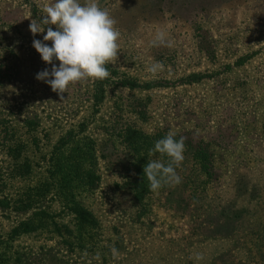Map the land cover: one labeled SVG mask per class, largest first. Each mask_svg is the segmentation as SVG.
Instances as JSON below:
<instances>
[{
  "label": "rangeland",
  "instance_id": "obj_1",
  "mask_svg": "<svg viewBox=\"0 0 264 264\" xmlns=\"http://www.w3.org/2000/svg\"><path fill=\"white\" fill-rule=\"evenodd\" d=\"M51 2L0 0V264H264L256 241L264 222V0H99L121 32L118 60L109 71L159 87L111 85L97 108V81L70 85L61 100L36 79L51 65L33 40L52 42L43 41L47 26L34 37L29 24ZM157 30L174 41L172 48L153 45ZM155 61L164 67L153 75L148 68ZM197 73L206 79L180 83ZM134 99L145 102L144 122L127 106ZM119 120L146 134L173 132L194 147L199 141L209 146L216 180L206 198L232 203L227 210L251 218V227L235 221L220 240L223 234L208 232L214 218L204 208L195 210L184 199L178 204L168 192L139 210L120 171L98 157L96 185L69 192L96 223L77 229L66 208L72 203L59 198L62 188L47 173L48 159L75 129L99 149L109 140L106 128ZM27 194L34 195L32 207L15 209ZM39 212L47 214L45 227L11 238L19 223ZM113 246L119 259L112 257ZM196 253L204 259L196 260Z\"/></svg>",
  "mask_w": 264,
  "mask_h": 264
},
{
  "label": "trees",
  "instance_id": "obj_2",
  "mask_svg": "<svg viewBox=\"0 0 264 264\" xmlns=\"http://www.w3.org/2000/svg\"><path fill=\"white\" fill-rule=\"evenodd\" d=\"M110 73L111 76L109 78L103 81L97 80L95 83V108L100 105L106 88L111 85L132 90H147L153 87H159V84L155 82H139L129 76L119 74L114 70H110ZM206 77L204 74H190L181 78L180 83L182 85H193L202 82ZM133 101L132 103H128L127 106L132 113H136L137 118L142 120L141 122H144L147 119V115H144L145 102L139 99H134ZM132 108L135 110L132 111ZM83 133L84 131L82 129H75L69 131L62 137L48 159L47 169L49 177L55 184H58L62 188V191L58 193L59 198L63 199L64 203H72L69 207L67 205L66 208L74 214L77 229L81 228L82 231L85 223L89 222V220H92L94 226L96 223L91 214L77 204L78 202L75 200L76 194L73 192L69 194V192L72 191L71 187L86 188L87 190L96 185L98 177L95 175L94 168L97 166L98 157L106 159L109 164H113L120 171L124 179L123 187L131 193L132 199L139 204V210L142 209L144 202L147 203V201L154 198L159 199L164 192H168L171 196L173 194L176 195L178 204H182L185 200L192 202L190 205L195 210L204 208L208 213V217L210 219L214 218L212 229L210 228L212 221L209 222L208 232L211 234L214 232L219 233V238L222 237L221 235L225 231H228L229 226L231 227L235 221L240 225L247 222L251 227V218H241L242 216L239 210H235L236 208L227 210V208L235 207L232 203L228 205L220 200V198H217L215 201L206 198L205 192L210 184L216 180V172L213 160L214 155L208 148L209 146H206L202 142L199 141L194 147L190 141L185 140V158L181 164L188 165L189 162L190 164L188 167L180 165L176 169L178 175L182 178V182L179 185L164 186L157 191H151L149 189V181L146 175H144L143 169L150 160L158 159L167 163L169 159L167 156H161L159 153L153 156L148 155L149 150L154 148L155 142L166 136L165 133L146 134L137 128L134 122L129 123L119 120L113 122V125L106 128L105 133L109 137V140L100 143L98 146L99 149H97L95 142L84 137ZM175 139L178 140L176 136ZM108 142L112 146L109 153L106 152L107 148H109ZM16 156L17 154L14 157ZM24 168L26 169H24L25 171L29 169L28 165H24ZM30 196L34 197V195L27 194V200L15 209L29 210L33 202ZM44 217L47 218L45 212L32 214L12 230L11 238L32 233L45 227V222L41 220ZM37 218L40 219L39 222H36ZM262 221H264V218ZM257 228V247L259 253L263 256L261 260L264 261V222L259 224ZM235 232H237V229L232 230L230 235ZM225 238L223 234V238H220V240H224ZM233 239H236V237L231 238V240ZM226 240L231 242L229 239ZM233 245L235 246V244ZM243 253L245 255L248 254L247 251H243ZM230 262L233 261H228L227 264H230ZM209 264L215 263L211 262Z\"/></svg>",
  "mask_w": 264,
  "mask_h": 264
},
{
  "label": "clouds",
  "instance_id": "obj_3",
  "mask_svg": "<svg viewBox=\"0 0 264 264\" xmlns=\"http://www.w3.org/2000/svg\"><path fill=\"white\" fill-rule=\"evenodd\" d=\"M39 20L33 18L29 30L35 37L37 33L46 34L43 41H51V46L34 39L33 47L42 60L51 65L36 75V79L50 85L61 100L68 92L69 86L88 80L103 81L111 76L109 65H115L120 53L121 32L116 27V20L110 13L100 7L99 0H53L43 7ZM55 25V30L51 27ZM154 46H174V41L167 38L164 30H157L152 41ZM59 61V66L54 63ZM163 63L153 62L148 71L155 75L163 70ZM185 138L175 139V133L169 132L164 138L155 142L148 155L159 153L167 156V163L150 160L143 172L149 181V189L157 191L164 186H176L182 182L176 169L184 160ZM113 259H119L120 253L113 246ZM195 259H204L203 254L196 253Z\"/></svg>",
  "mask_w": 264,
  "mask_h": 264
}]
</instances>
